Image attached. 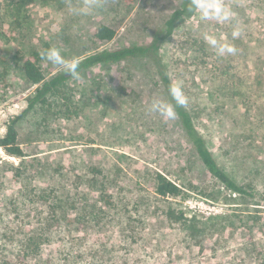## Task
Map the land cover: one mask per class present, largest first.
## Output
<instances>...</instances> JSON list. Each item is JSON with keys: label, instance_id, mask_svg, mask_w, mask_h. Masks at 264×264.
<instances>
[{"label": "rangeland", "instance_id": "374dc122", "mask_svg": "<svg viewBox=\"0 0 264 264\" xmlns=\"http://www.w3.org/2000/svg\"><path fill=\"white\" fill-rule=\"evenodd\" d=\"M180 3L0 0V139L36 88L25 79V59H36L48 80L63 70L42 60L47 49L79 61L147 45ZM222 3L229 21L194 10L159 55L172 84L182 82L214 159L251 196L207 173L176 115L150 110L167 101L151 61L100 64L22 115V157L0 148V264H264V0ZM101 25L115 36L93 42ZM205 36L236 53L217 55ZM157 173L180 196H157ZM168 208L193 220L199 238L170 223Z\"/></svg>", "mask_w": 264, "mask_h": 264}, {"label": "trees", "instance_id": "16d2710c", "mask_svg": "<svg viewBox=\"0 0 264 264\" xmlns=\"http://www.w3.org/2000/svg\"><path fill=\"white\" fill-rule=\"evenodd\" d=\"M192 9V10H190ZM194 13L192 8V0H181L180 7L172 12L169 19L164 24V34L155 35L152 41L147 45H133L118 48L114 50H102L87 55L78 61L79 74L89 70L90 68L106 63H120L130 59H148L153 64L156 74L159 77L160 84L164 90L166 100L172 103L176 117L180 126L191 143L197 157L205 167L207 173L217 180L228 191L240 195L251 196V193L242 186L238 185L228 174L218 165L211 151L207 147L205 139L197 131L191 114L185 106L176 105L168 95L169 86L172 84L166 70L161 62L159 49L162 41L168 38L176 28L177 23L184 18L190 17ZM93 42L103 43L110 41L115 36V31L112 28L101 25L91 33ZM36 59H25L23 61V73L28 83L35 86L33 96L27 101V108L18 116H15L7 125L6 133L0 139V148L11 157H22L23 153L20 149L17 139L16 124L21 119L22 115L27 111L35 108L38 105L45 104L47 97L54 95L64 86L71 78L65 71L59 72L50 79H45L41 69L37 65ZM154 192L161 198H175L180 196L181 189L175 183L168 180L162 174L155 175ZM165 217L170 223H178L188 231L189 236L199 238L201 231L194 224L193 220L185 217L181 211H175L168 208L165 212ZM30 242V240H29Z\"/></svg>", "mask_w": 264, "mask_h": 264}, {"label": "clouds", "instance_id": "9594fccd", "mask_svg": "<svg viewBox=\"0 0 264 264\" xmlns=\"http://www.w3.org/2000/svg\"><path fill=\"white\" fill-rule=\"evenodd\" d=\"M192 8L197 11L204 20H215L218 22L229 21L233 13L228 9L222 0H192ZM192 10V9H190ZM240 36L239 30L232 32V37ZM207 43L215 50L217 55L235 54L237 49L228 44H221L213 36H205ZM42 60L51 63L57 68L62 69L69 76L78 79L79 72L77 71L79 63L76 59L65 60L59 49L50 48L40 53ZM168 95L176 105L186 106L187 98L183 93L182 82L177 81L169 86ZM150 110L158 113L162 117L173 119L175 111L172 103L165 100H154L150 105Z\"/></svg>", "mask_w": 264, "mask_h": 264}]
</instances>
